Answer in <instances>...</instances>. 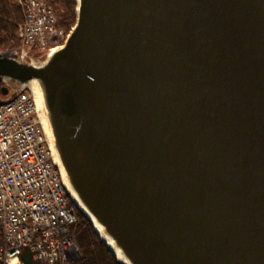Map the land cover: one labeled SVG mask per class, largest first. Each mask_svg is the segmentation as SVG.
Instances as JSON below:
<instances>
[{"label":"water","instance_id":"water-1","mask_svg":"<svg viewBox=\"0 0 264 264\" xmlns=\"http://www.w3.org/2000/svg\"><path fill=\"white\" fill-rule=\"evenodd\" d=\"M32 83L129 264H264V0H77L63 48L0 51V103Z\"/></svg>","mask_w":264,"mask_h":264},{"label":"built area","instance_id":"built-area-1","mask_svg":"<svg viewBox=\"0 0 264 264\" xmlns=\"http://www.w3.org/2000/svg\"><path fill=\"white\" fill-rule=\"evenodd\" d=\"M23 13L13 52L41 62L64 47L48 0H13ZM32 87L0 103V264H21L24 249L42 264L76 259L77 208L48 141Z\"/></svg>","mask_w":264,"mask_h":264},{"label":"trees","instance_id":"trees-1","mask_svg":"<svg viewBox=\"0 0 264 264\" xmlns=\"http://www.w3.org/2000/svg\"><path fill=\"white\" fill-rule=\"evenodd\" d=\"M48 4L57 16V27L69 31L76 19L75 0H48ZM22 19V10L13 0H0V51L13 50L19 46L16 32ZM72 230L81 255L67 264H120L98 238L89 220L79 213L78 225ZM20 261L21 264H42L34 260L28 249L21 252Z\"/></svg>","mask_w":264,"mask_h":264},{"label":"bare ground","instance_id":"bare-ground-1","mask_svg":"<svg viewBox=\"0 0 264 264\" xmlns=\"http://www.w3.org/2000/svg\"><path fill=\"white\" fill-rule=\"evenodd\" d=\"M13 54V53H12ZM34 83L31 84L32 86V89H33V92L35 94V98H36V101H37V105H38V108L41 110V112L43 113V115L45 116V110H44V105H43V101H42V97H41V94L38 90V88L34 87ZM43 116V126H44V129H45V132H46V135H47V138H48V141L50 143V146H51V149H52V152H53V155H54V158H55V162L60 170V173H61V176H62V179L64 181V184L68 190V192L70 193L72 199L74 200V202L76 203V205L84 212L86 213L90 218H91V221H92V225H93V228L95 229V231L98 233V235L101 237V239H103L105 241V243L107 244V246L115 253L117 259L119 261H121L123 264H129L125 258L121 255L120 251L115 247L114 243L112 240H110L108 237H106L104 234H103V230L102 228L97 225V223L94 221V219L86 212V210L81 206V204L79 203L78 199H76V197L74 196V194L72 193L71 189H70V186H69V183L65 177V174L63 172V170L61 169L58 161H57V158H56V153H55V149H54V145H53V136H52V133H51V129H50V126H49V123L47 121V118Z\"/></svg>","mask_w":264,"mask_h":264},{"label":"rangeland","instance_id":"rangeland-1","mask_svg":"<svg viewBox=\"0 0 264 264\" xmlns=\"http://www.w3.org/2000/svg\"><path fill=\"white\" fill-rule=\"evenodd\" d=\"M75 2H76V7H75V12H76V17H77V0H75ZM56 15V14H55ZM57 17V16H56ZM75 23H76V19H75ZM75 23H74V25H75ZM74 25L72 26V27H70V30L69 31H67L66 33H68V32H70L71 30H72V28L74 27ZM17 37V36H16ZM19 47V46H18ZM17 47V48H18ZM17 48H15V49H13V50H5V51H8V52H14ZM2 52H4V51H2ZM25 59V58H24ZM27 61H29V59H26ZM30 62V61H29ZM77 225H78V220H77V224L75 225V227H77ZM76 230V229H75ZM74 230V231H75ZM75 236V235H74ZM78 246V245H77ZM80 255H81V252H80V249H79V246H78V254H77V257H76V259L75 260H77L79 257H80ZM75 260H73V261H75ZM70 262H72V261H70ZM70 262H68V263H70ZM65 264H67V262H65Z\"/></svg>","mask_w":264,"mask_h":264}]
</instances>
